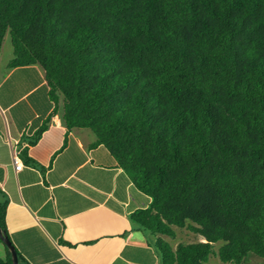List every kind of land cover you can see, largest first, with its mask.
<instances>
[{
    "label": "trees",
    "instance_id": "obj_1",
    "mask_svg": "<svg viewBox=\"0 0 264 264\" xmlns=\"http://www.w3.org/2000/svg\"><path fill=\"white\" fill-rule=\"evenodd\" d=\"M7 35L67 133L91 129L151 197L130 218L163 264H212L220 240L224 262L264 258V0H0ZM176 227L205 240L174 248Z\"/></svg>",
    "mask_w": 264,
    "mask_h": 264
},
{
    "label": "crops",
    "instance_id": "obj_2",
    "mask_svg": "<svg viewBox=\"0 0 264 264\" xmlns=\"http://www.w3.org/2000/svg\"><path fill=\"white\" fill-rule=\"evenodd\" d=\"M7 42L0 50V199L8 200L6 224L24 264H163L156 237L130 218L151 197L91 129L67 133L44 68L11 66ZM7 257L0 241V260Z\"/></svg>",
    "mask_w": 264,
    "mask_h": 264
},
{
    "label": "rangeland",
    "instance_id": "obj_3",
    "mask_svg": "<svg viewBox=\"0 0 264 264\" xmlns=\"http://www.w3.org/2000/svg\"><path fill=\"white\" fill-rule=\"evenodd\" d=\"M6 38L8 40L7 44H10V36L7 35ZM175 229L177 232V236L175 238L165 237L171 242L174 248H176L177 245L181 242L182 243H192V242H197V241H203L201 240L203 238L202 235L193 233L186 228L176 227ZM223 244H224V241L222 240L214 243V250L216 253L211 255L210 262L212 264H237V263L224 262L220 259L218 253H219L220 247ZM241 264H264V258L254 253H250L248 254V256H246L245 260Z\"/></svg>",
    "mask_w": 264,
    "mask_h": 264
},
{
    "label": "water",
    "instance_id": "obj_4",
    "mask_svg": "<svg viewBox=\"0 0 264 264\" xmlns=\"http://www.w3.org/2000/svg\"><path fill=\"white\" fill-rule=\"evenodd\" d=\"M0 238L2 239L4 244L8 247V249L11 252L13 264H19L18 250L16 246L14 245V243L12 242L11 238L4 234V232L2 231L1 225H0Z\"/></svg>",
    "mask_w": 264,
    "mask_h": 264
},
{
    "label": "built area",
    "instance_id": "obj_5",
    "mask_svg": "<svg viewBox=\"0 0 264 264\" xmlns=\"http://www.w3.org/2000/svg\"><path fill=\"white\" fill-rule=\"evenodd\" d=\"M14 162H15L16 170H20L23 168V163H22L19 155L17 154V152L14 154Z\"/></svg>",
    "mask_w": 264,
    "mask_h": 264
}]
</instances>
